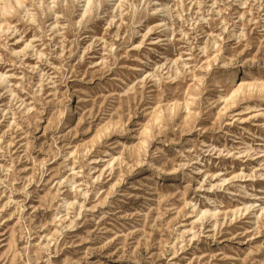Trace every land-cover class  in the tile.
<instances>
[{
  "label": "rangeland",
  "instance_id": "obj_1",
  "mask_svg": "<svg viewBox=\"0 0 264 264\" xmlns=\"http://www.w3.org/2000/svg\"><path fill=\"white\" fill-rule=\"evenodd\" d=\"M0 264H264V0H0Z\"/></svg>",
  "mask_w": 264,
  "mask_h": 264
},
{
  "label": "bare ground",
  "instance_id": "obj_2",
  "mask_svg": "<svg viewBox=\"0 0 264 264\" xmlns=\"http://www.w3.org/2000/svg\"><path fill=\"white\" fill-rule=\"evenodd\" d=\"M252 204V203H251Z\"/></svg>",
  "mask_w": 264,
  "mask_h": 264
}]
</instances>
